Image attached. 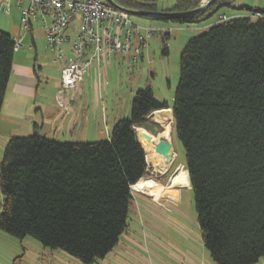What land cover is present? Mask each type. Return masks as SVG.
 Masks as SVG:
<instances>
[{
  "label": "trees",
  "instance_id": "trees-1",
  "mask_svg": "<svg viewBox=\"0 0 264 264\" xmlns=\"http://www.w3.org/2000/svg\"><path fill=\"white\" fill-rule=\"evenodd\" d=\"M113 1L157 11L156 0ZM235 2L215 0L187 19L144 18L193 25ZM200 4L175 0L163 11ZM243 9L252 16L219 20L186 43L171 105L147 86L136 91L130 117L118 119L106 139L59 142L36 131L11 137L0 162V230L33 237L81 264L103 260L125 231L132 186L148 172L136 128L146 129L152 112L171 109V137L183 147L204 249L215 264L264 258V16H253L264 10ZM14 45L0 31V113Z\"/></svg>",
  "mask_w": 264,
  "mask_h": 264
},
{
  "label": "rangeland",
  "instance_id": "rangeland-1",
  "mask_svg": "<svg viewBox=\"0 0 264 264\" xmlns=\"http://www.w3.org/2000/svg\"><path fill=\"white\" fill-rule=\"evenodd\" d=\"M174 3L175 0H156L157 11L161 12ZM241 5L242 1L236 0L233 6L237 9L222 7L211 18L193 25L131 16L132 21L141 27L146 44L140 50L137 61L132 59V52L127 53L128 55L116 53L106 63L105 69H101L98 79L102 81V101L106 111H102L104 108L101 109L98 102L100 113L95 114V117L92 116L94 77L90 78L89 73L85 74L83 97H75L74 100V104L82 102L83 106L90 109L88 114L91 125L83 130L73 129L71 112L58 106L57 92L61 88L60 70L63 61L57 60L55 53L48 47L40 22H33L32 32L23 28L20 9L13 2L10 15L0 14V31L13 38L22 39V46L14 54V63L35 64L40 86L36 102H30L26 117L8 121L5 115H0V162L11 137H26L34 131L59 142H93L106 139L118 119L130 117L132 101L138 89L149 86L156 99L167 101L171 105L179 81L180 54L186 43L206 32L222 14L252 16L251 11L239 8ZM247 8L254 10L252 6ZM146 29H152L155 33L147 37ZM69 44L67 42L65 47L68 48ZM93 64L90 72L95 67V63ZM71 94V91L63 93L62 97L67 105L70 103ZM101 111L105 112L104 119ZM152 119L168 129L171 136L172 121L169 110L156 112ZM104 121L107 122V129L102 125ZM140 129L143 130L136 128L138 137ZM145 130L153 133L161 130L153 134L155 138L163 132L161 127L159 129L155 126ZM171 141L175 154L171 171L182 165L180 172L166 186L168 179L165 175L160 180L154 178L159 176L158 172H164V169L161 170L146 157L149 174L132 186L134 198L129 208L125 231L112 251L94 264H215L201 242L193 192L190 188L181 189L180 194L177 192V188L188 186V173L181 143L174 135ZM2 202L0 191V211ZM0 264L81 263L59 249L43 246L33 237L19 239L0 230ZM257 264H264V258Z\"/></svg>",
  "mask_w": 264,
  "mask_h": 264
},
{
  "label": "built area",
  "instance_id": "built-area-1",
  "mask_svg": "<svg viewBox=\"0 0 264 264\" xmlns=\"http://www.w3.org/2000/svg\"><path fill=\"white\" fill-rule=\"evenodd\" d=\"M207 1L201 0L200 5ZM13 2L20 9L23 28L32 32L33 22H40L48 47L57 60L63 61L61 88L57 92L58 106L63 110L68 109L63 93L75 90L93 63L98 79L101 67L113 54L132 52V59L137 61L146 44L141 27L132 21L131 15L104 0H0V14L10 15ZM253 16L264 14L253 13ZM225 19L223 16L219 20ZM153 33L154 30L146 29L147 37ZM14 44L16 52L22 46V39L14 38ZM101 82L99 78L98 84Z\"/></svg>",
  "mask_w": 264,
  "mask_h": 264
},
{
  "label": "crops",
  "instance_id": "crops-1",
  "mask_svg": "<svg viewBox=\"0 0 264 264\" xmlns=\"http://www.w3.org/2000/svg\"><path fill=\"white\" fill-rule=\"evenodd\" d=\"M241 1H242L243 5H241L239 8H247V6H252V7H254V10H264V0H241ZM166 9L167 8H164L163 10H166ZM223 16L225 18H232V17L242 16V15H240V14H231V15L222 14L221 17H223ZM123 55H128V54H123ZM102 67H101V69H105L106 64ZM87 73H89L90 78L94 77V79L92 78V81L94 80L95 96H94V99L92 98V109H93L92 116L95 117V114L98 115V113H100L98 102L101 105L100 108L104 104L103 101L102 102L100 101V99L103 98L102 82H101V85L98 84L96 65H95V67H93V70L91 72L89 70ZM95 75H96V79H95ZM84 81L85 80L83 78V81L78 85V87L75 90L71 91V93H72L71 97H70L71 100L69 101L70 102L69 105H67L69 107V109H67L66 111L71 112L70 120H71V125H72L73 129L74 128H78V129L83 128V130H85V129L90 128V125H91V123H90L91 117H90V114H88V111L90 110L89 107L83 106L82 102H80L78 104H74L75 97H83L82 93L84 92ZM39 86H40V80H39V77L37 74L35 64L31 65L30 63L29 64L17 63L15 65L14 59H13V67H12L11 75H10L9 82L7 85V89L5 92V97L3 100L0 115H2V116L5 115L4 117H6V120H8V121H14L16 119H23L24 117H26L30 102L32 101L34 104L36 102L35 98L38 95ZM103 107L101 109H103ZM164 110H166V109H164ZM167 110H169L170 114H171V109H167ZM102 111H106L105 108ZM102 111H101V113H103L102 117L104 119L105 118V112H102ZM160 111H162V110H160ZM156 112H158V111H156ZM171 121H172V114H171ZM171 124H172V122H171ZM102 125H104L106 127L107 122L104 121V124H102ZM154 126L155 127L159 126L162 129H164L163 125L160 124L159 122H156L154 119H152V121H148V126H147L148 129L149 128L151 129ZM105 129H107V127ZM143 130L146 131L145 129H143ZM146 132L150 136L154 137L153 134H155V133H153L151 131L150 132L146 131ZM170 143L172 144L171 140H170ZM173 165H174V159H173L172 163H170L168 165L166 164L165 170L169 169V168L172 169ZM181 168H182V165L176 166L173 169L171 175H165V178L168 179L166 186H168L169 182L173 179L174 176L178 175ZM158 173H159L160 179H163L161 176L164 175V172H158ZM188 183H189V180H188ZM188 188H190L189 184H188V186L177 188V192H178V194H180L181 189H188Z\"/></svg>",
  "mask_w": 264,
  "mask_h": 264
},
{
  "label": "water",
  "instance_id": "water-1",
  "mask_svg": "<svg viewBox=\"0 0 264 264\" xmlns=\"http://www.w3.org/2000/svg\"><path fill=\"white\" fill-rule=\"evenodd\" d=\"M106 3H108L109 5L126 11L127 13H129L131 16H139V17H161V18H167V19H187V18H192L193 16H195L196 14L204 11L207 7H209L212 3L215 2V0H208L204 5H200L198 8L194 9V10H190V11H186V12H166V11H155V12H149V11H143V10H130V9H125L119 5H117L113 0H104ZM155 112H152L148 117L147 120L148 121H152L153 116L155 115ZM138 135V133H137ZM160 134H158L159 136ZM155 138V137H153ZM139 139V137H138ZM157 140L152 141V147L153 150L156 154H159L161 156H163L165 158V164H170L173 161L174 158V151H173V147L172 144L167 141L166 139L162 138V137H157L155 138ZM140 144L142 145L144 151L145 148L142 144V142L139 139ZM146 154V152H145Z\"/></svg>",
  "mask_w": 264,
  "mask_h": 264
},
{
  "label": "bare ground",
  "instance_id": "bare-ground-1",
  "mask_svg": "<svg viewBox=\"0 0 264 264\" xmlns=\"http://www.w3.org/2000/svg\"><path fill=\"white\" fill-rule=\"evenodd\" d=\"M139 134H140L139 139L142 142L145 148V151H146L147 160H149L155 166H158L161 170L164 169L163 171H165V168H166V165H164L165 158L159 154H156L152 147V141L157 140V139L153 138L146 131L142 129L139 130ZM159 137H162L169 142L171 140L170 132L168 129H163V132L159 135Z\"/></svg>",
  "mask_w": 264,
  "mask_h": 264
},
{
  "label": "flooded vegetation",
  "instance_id": "flooded-vegetation-1",
  "mask_svg": "<svg viewBox=\"0 0 264 264\" xmlns=\"http://www.w3.org/2000/svg\"><path fill=\"white\" fill-rule=\"evenodd\" d=\"M168 165V164H167ZM171 173H172V171H171V168H169V169H166L165 171H164V175H171ZM149 174V172H147V175ZM154 178H156L157 180H160V177L159 176H154Z\"/></svg>",
  "mask_w": 264,
  "mask_h": 264
}]
</instances>
